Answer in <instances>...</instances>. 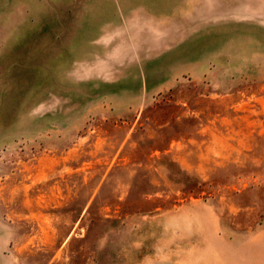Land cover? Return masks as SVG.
Listing matches in <instances>:
<instances>
[{"label": "rangeland", "instance_id": "1", "mask_svg": "<svg viewBox=\"0 0 264 264\" xmlns=\"http://www.w3.org/2000/svg\"><path fill=\"white\" fill-rule=\"evenodd\" d=\"M3 3L0 264H264V0L119 108L92 84L113 70L76 74L54 46L89 30L81 0Z\"/></svg>", "mask_w": 264, "mask_h": 264}, {"label": "crops", "instance_id": "2", "mask_svg": "<svg viewBox=\"0 0 264 264\" xmlns=\"http://www.w3.org/2000/svg\"><path fill=\"white\" fill-rule=\"evenodd\" d=\"M3 1L0 6L7 7ZM242 1L239 10L258 12ZM81 8L79 19L89 22V30L78 21L66 37L65 31H53L61 34L53 44H61L60 57L69 59L76 74L113 70V76L92 84L106 85L101 96L117 108L143 102L149 92L171 85L186 66L206 65L215 44L229 41L230 29L224 26L239 11L232 0H81Z\"/></svg>", "mask_w": 264, "mask_h": 264}]
</instances>
